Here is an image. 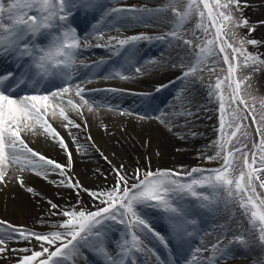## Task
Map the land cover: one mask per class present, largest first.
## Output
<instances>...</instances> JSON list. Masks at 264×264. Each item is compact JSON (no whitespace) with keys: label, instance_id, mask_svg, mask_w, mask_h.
Returning a JSON list of instances; mask_svg holds the SVG:
<instances>
[{"label":"snow or ice","instance_id":"snow-or-ice-1","mask_svg":"<svg viewBox=\"0 0 264 264\" xmlns=\"http://www.w3.org/2000/svg\"><path fill=\"white\" fill-rule=\"evenodd\" d=\"M83 2L90 6L95 3V0H83ZM180 2L181 0H169V6L176 18V29H179L188 18L195 14L200 18L196 28L207 34V26L203 23L205 12L200 10V4L203 5L204 9H207V17L216 28V39L206 40L204 47L196 46L199 50L193 51L194 63L183 73V76L194 75L199 66L205 63L207 57L210 56L223 54V63L227 65L228 77L226 79L230 81L228 88L231 89L228 96L226 97L222 90L224 82L220 79H217L214 85H208L209 96L214 97L219 102L221 133L220 139L214 142L218 150L215 156H210L208 159H223V165L215 169L193 168L187 174L190 179L180 178V173L170 170H157L156 172L149 170L141 178V172L137 169L133 174L136 183L131 185H129L125 175L120 170H116L118 182L112 189L104 192H93L84 189L94 200L103 204V207L91 212L76 211L74 208L60 210L59 214L65 217L59 225L64 229L63 232L27 233L22 228L9 226L11 233L7 237L0 235V253L6 251V247H4L6 239H15L16 236L21 239H28L29 236H33L35 239L53 246L56 242H60V246L56 247L54 251L44 247L42 251H36L31 256L23 257L19 264H33L34 260L45 256V254H47V258L40 260V264H64V259L77 254L80 251V246L88 243L90 237L101 236L98 226L103 224L104 221H116L126 225L130 230V239L123 240L117 253L119 259L110 256L102 243L96 247V251L106 258V264L107 262L125 264V258L129 254L133 251L143 250V242L140 237L136 234V231H131L133 227L140 232L151 233L166 245L164 237L155 232L141 218L137 211L138 205L155 207L166 213L171 218V227L177 233L190 237L193 235V226L196 225L197 221L181 208L180 201L190 196L205 202L203 206L206 207L213 202L211 197L219 198L221 193L224 194L226 203H236L238 205L253 229L258 226L257 239L264 246V195L257 192V186L254 183V180H259V176L255 173L264 170V115H261L260 122L256 121L254 115L252 117L253 122L258 123L256 132L260 134V138L258 143H253L251 162L248 159L249 153L242 150L247 147L246 144L233 150L227 148L231 144L232 138L241 131L242 125L236 124L231 137L225 138L224 134L226 103H237V108L233 109L230 114L233 121L247 119V116L239 110V104H244L247 108V103L240 95L241 82L234 75L237 70L235 63L237 54L244 57V66L246 67L264 64V61H260L259 57L247 53L243 48L244 41L240 42L241 47L236 48L221 38V27L216 17L233 20L230 12L228 15L224 12H217L214 16L209 0H185V9L181 11L177 7ZM75 3L76 0H0V55L7 54L20 59L26 58L29 64L30 78L33 80L59 77L64 81L62 86L49 93H33L17 97L9 94L8 87L10 86L6 84L7 81L12 79L13 74L8 73L0 76V182L4 181L7 166L10 163L21 165V170L33 164L32 159L22 157V154L30 153L32 157L39 156L38 153L27 146L21 136L22 132L27 131L35 134L36 128L39 126L44 133H50L54 137L59 135L48 124L47 116L49 114L53 117L59 115L68 120L64 108L60 106L65 102L64 94L69 93L74 88L75 95L80 97L84 105H88L89 111L92 110V105L84 98V89L78 84L73 85L70 83L73 78V69L76 67V61L82 48L75 29L66 23ZM230 3L239 6V0H227V3L224 4H221V0H214L217 8H227ZM122 11L126 10L112 9V12L115 13ZM242 24L246 25L247 21H243ZM231 35L235 36V33H231ZM41 36L46 38L47 48L36 43ZM167 37L181 39L190 49L193 47V42L185 40L177 30L166 33L165 36L157 37V39H166ZM113 39L117 41L116 45L110 44ZM140 39L151 38L143 35L124 39L110 37L109 44L114 49L113 54L119 55L120 48ZM247 43L256 44L257 42L253 40L247 41ZM217 47L218 51L216 50ZM228 49H231V52ZM81 64H83V61H81ZM223 70L221 69V71ZM210 71L214 72L215 69H210ZM137 72H139V69H137ZM116 75H120V73H116ZM23 82V79H21L16 83L19 85ZM66 103L77 111L81 107L71 99H68ZM57 109H59L58 112ZM69 123H72V121H69ZM74 126L79 127V125ZM243 135L247 137L249 134L245 131ZM236 152L242 153V166L234 162L237 159L235 157ZM257 153L260 154L259 169L254 168L257 163ZM39 159L46 161V164L53 166L54 169H61V174H63V165L47 160L43 156H39ZM237 167L240 168V171L238 175L234 176L233 172ZM69 186L80 187L78 183ZM259 187L264 189V181H260ZM198 189H208L210 195L200 192ZM29 190L31 191V189ZM52 208H58V206L53 204ZM128 217H131V219H128ZM2 223L4 222H0V224ZM234 239L241 243L245 242L241 236L234 237ZM212 248L214 251H222L219 248V243L213 245ZM21 251L28 250L21 249ZM202 251H207V249L196 248L194 250L196 253Z\"/></svg>","mask_w":264,"mask_h":264},{"label":"bare ground","instance_id":"bare-ground-1","mask_svg":"<svg viewBox=\"0 0 264 264\" xmlns=\"http://www.w3.org/2000/svg\"><path fill=\"white\" fill-rule=\"evenodd\" d=\"M103 1L95 0V3L89 6L88 4L86 5L83 0H77L68 17V21L69 19L71 20L67 22V24L69 26L79 25L77 27L79 30L78 35L94 36V40H96L97 36H95V34H97L101 28H104L105 25L112 26L118 18L121 20L128 16L135 15L130 9L120 8L125 9L126 11L119 12L118 15H114L113 18L106 20L110 15H108V13L104 14L105 11H102L105 9ZM150 1L156 3H161L163 1V3H161L162 5L157 6L156 10L147 11L148 14H155L156 11L158 13L155 16H151L147 21L145 19L143 21L144 25L150 29L154 28L158 23H163L164 28L162 29L166 30L169 27L168 30H170L176 22L175 18L171 16L172 13L170 9L171 7L169 6V0ZM239 3L241 4V6H239L240 12L243 16H246L244 19L247 23L252 24L253 27H251V29H253V33H255L252 36L251 41L254 40L257 43L251 44L250 49L253 50L257 57H259L260 61H264V0H239ZM130 4L132 6L135 3L131 1ZM182 6V9L184 10L185 3H182ZM97 12L98 16L96 17ZM141 14L144 15V11H137L138 16ZM102 16L103 18H101ZM94 18H96V20L93 22ZM183 24L190 25V31H196L193 15ZM83 31H86L85 34H83ZM190 31H188L187 34H189ZM146 36L151 39L137 40L136 47L139 49V45L145 43L144 47L140 50L141 57L150 53H155L157 56L152 60H156L157 63L160 62L159 58H165V63L163 62L160 67L154 65L152 61H150V63H147V61L141 68V75L131 73L126 76L127 78H123L122 75L113 74L114 77L116 76L118 78L115 79V81H91L88 85H78L84 90H94L95 93L103 94L102 91L108 92L111 90L116 92L114 95H111L112 98L108 99V103L96 101L93 102L95 104H105L113 106V108L116 106L117 108L119 107L128 110L143 101L141 104H144L148 111H157L158 109V119H140L125 114L123 111H116V109L108 110L96 108L94 106L95 104L92 105V110L89 111L88 105H84L80 97L75 95V89H71L69 93L64 94L65 102L60 105L64 108L68 120H65L59 115L53 117L49 114L47 116L48 124L59 133L58 136L54 137L50 133H44L39 126L36 128L35 134L25 131L21 133V136L27 146L35 153L41 154V156L45 158V154H48L54 159L46 158L47 160H52L63 165L64 168H68L73 179L70 180L61 177L62 179L54 181V175L59 171L54 169L51 165H49L47 170H42L35 164L24 167L23 170H21V165L10 163L7 166V174L4 181L0 182V221L15 228H22L26 230L27 233H30L31 230L39 231L53 228L56 223L61 222L59 211L69 209L70 205L75 202L76 197L69 192H58V194H53L52 191H48V189L51 190V186L58 188L59 191H61V189L72 187L69 185H75L77 183L79 185H88V188L91 191L93 189H98L99 186L108 187L113 181L111 171L108 170L106 165L84 162L83 159H89V151L102 152V155L107 156L110 161H116L117 159L121 160L125 163V168L130 170L132 163L124 158L123 155V158L119 156L122 154L123 146L124 149L126 148V150H129L131 153H136L137 151H142L144 153L151 152L150 157H152L154 165L158 168L161 166L189 163L194 161V159H198L201 153L209 152L210 146L208 147V145L215 132L212 123L216 119L212 107L218 100L209 96V88H205V86H208L209 84H215V82L211 83L207 76L208 69L199 72L197 71L194 75L185 77L184 80H182V78H178L176 81L171 80L176 77L175 74L173 77H170L174 73V70H181L183 68L188 69L189 66L194 63L193 53L181 40L172 37L157 39L158 35L154 36L149 33H147ZM100 62L102 61L93 62L91 65H96ZM216 63L217 59L214 55L207 57L206 65L205 63H202L199 67H211ZM116 65H112L111 68L107 69H111L114 73L115 69L112 68ZM255 66L258 70H255L256 72L254 71V80L257 84H262L264 86V64H255ZM126 68L127 67H125V69ZM120 74L122 73L120 72ZM87 78L89 79V77ZM73 85L77 84L74 83ZM126 85H129L133 89L145 91V93H148L150 90L153 91L151 94L145 95L143 100L141 98L140 100L137 99L135 102L132 96L139 98L138 95L140 94L126 91L121 94L117 93L119 92L117 88L121 90L122 86L127 88L128 86ZM195 85L196 89H193ZM160 86L161 88L159 89ZM68 99H71L77 105H81L79 111L74 110L71 105L66 103ZM99 99L102 100V96H100ZM177 106L179 108L171 110L170 113H165L169 108L171 109V107ZM160 107H164L162 109L164 111L163 113H160ZM177 110L182 111H179L180 113L177 114V112H175ZM58 111L59 109H57V112ZM119 117L131 118L136 123L146 127V129L143 128L136 132L134 130L132 131L131 128H128V131L134 134L137 137V140L130 139L128 142H125V130L121 128L124 127V125L122 123L120 124V119L122 118ZM69 121H72V123H69ZM104 122L108 124L109 129L107 132L103 129L105 126ZM115 123H117V126ZM67 124L69 125L66 126ZM74 125H79V127ZM114 139H116L120 145H116V143L112 142ZM214 152L215 151H213V153ZM28 155L31 154H22V157L27 158ZM115 168L117 170L121 169L119 167ZM29 188L43 192L45 193V196H42V199L37 198L33 202H28L26 198L23 197L24 194L22 195L20 192H30ZM199 190L200 192L210 195V192L205 189ZM84 198L88 203H91L87 196H84ZM211 198L213 202L201 209V214L208 216L207 221L209 222H212L213 219H215V216L217 219L221 220V217L225 216V204L224 202L216 203V198ZM53 204L57 205L58 208H52ZM228 204L235 205V203ZM138 209L141 212L144 211L143 208ZM228 209L230 210L229 205ZM229 210L226 209V212ZM218 223L219 220L214 224L213 228L217 227ZM248 225L249 224H247V226L242 225V229L234 232L236 235L229 236L228 240L230 244L235 242L236 245H239L233 250L234 252L221 253L215 251L218 253L219 257L222 259H229L236 255H247L250 256L253 261L259 262L257 264L264 262V248L259 247L258 243L254 246L252 244H245L244 242L242 245V243L235 241L234 239V237L239 235L243 237L248 231ZM207 226L208 225L204 222L200 224V239L203 238V231ZM237 227L240 226L235 225V228ZM222 229L230 230L231 225H224ZM197 234L198 232L195 235ZM0 235L7 237L8 232L0 230ZM210 237L211 233L209 232L207 238ZM117 238L120 240L119 236L116 234L115 239ZM224 240L226 239H221L220 246L225 243ZM180 241H185V237H178V243H180ZM148 242L150 243V241ZM13 245L11 247H14ZM117 245V243L113 245L110 244L107 248L109 255L116 249ZM5 246L10 247V244L6 243ZM175 247H180V245H174V248ZM194 247H196V245H193V248ZM80 248L90 249L92 247L86 243L81 245ZM173 250L179 251L177 248ZM142 253L146 259L149 257L151 258V255L147 253L145 249L142 250ZM74 257L75 254L70 256V260H72L70 262H73L75 259ZM180 258H182V256H180ZM66 259L67 258L64 259V262L69 263ZM93 260L96 263L101 264L98 257L94 256ZM178 262L180 264V260ZM156 263L157 262H154V264ZM173 263L176 264V261H173ZM109 264H111V262Z\"/></svg>","mask_w":264,"mask_h":264},{"label":"rangeland","instance_id":"rangeland-1","mask_svg":"<svg viewBox=\"0 0 264 264\" xmlns=\"http://www.w3.org/2000/svg\"><path fill=\"white\" fill-rule=\"evenodd\" d=\"M131 1L135 4H133L131 6ZM111 4H112V8H119V7H123L126 9H130V10H135L133 11L135 15H131L128 16L124 19L119 20V18L115 21V24H113L112 26L107 25L106 27H104L105 30H102L100 32H98L95 36H97V39L94 40V38L92 36H84L83 39L84 40V44H82V47L84 48L85 46L88 47H92L93 43H97V45H101V46H107L110 44L111 45H116L117 41L115 39L111 40L110 44H109V38L110 37H118L120 39H124L127 37H132V36H140L142 33L144 35H146L147 33L152 34L154 36L161 37V36H165L166 33H169L173 30H177L179 31L180 35L185 39V40H191L193 42V47L192 49L189 48V46L187 44H185L189 50L193 53V51H198L199 48H197L196 46L199 45L200 47H204L206 40L208 39H216L215 33H216V28L215 26L212 25L211 21L208 19L207 17V9L203 8V5L200 4V10L205 12V18L203 23L207 26V34H205L202 30L197 29L196 26V31L192 32L190 31V25L186 24V25H182L179 29H176V24L169 29V27L166 30H163L162 28H164V24L163 23H158L157 25H155L154 28H147L146 25H144L143 21L146 19V21L148 19H150L151 16H155L158 12L156 11L155 14H148L147 11L149 10H156L157 6L162 5L161 3H163V1L161 3H156L150 0H110ZM182 3H185V0H181V2L177 5V7L183 11V6ZM210 5L212 6V10H213V15L216 16L217 12H224L226 15L232 14L231 16L233 17V20H224L221 17H216L217 20L219 21L220 27H221V38L223 40H226L228 43H231L233 45V47L239 48L241 47L240 42L244 41L245 43L243 44V48L247 51V53H250L254 56H256L253 52V50L250 49V45L251 43H247V41H251L252 36L255 34L253 33V29H251L252 24L251 23H247L246 25H243L242 22L245 21V17L243 16L242 13L240 12V8L239 6H241V4L239 3V6L237 7V5L235 3H230L228 4L227 8H217L214 4V0H209ZM227 3V0H221V4ZM115 4V5H114ZM135 5V6H134ZM152 7V8H151ZM171 9V8H170ZM144 11V15H137V11ZM171 13H172V17L175 18V16L173 15L172 9H171ZM170 13V14H171ZM234 15V16H233ZM135 16V17H134ZM193 19L195 21V25L197 24L198 20L200 19L197 15L193 14ZM122 21V22H121ZM175 22H176V18H175ZM239 25V26H237ZM169 26V24H168ZM108 28V29H107ZM144 30V31H143ZM190 31L189 34H187V32ZM231 33H235V36L231 35ZM99 34V35H98ZM244 37V39H243ZM86 38H88V40H86ZM170 38V37H168ZM181 40V39H178ZM183 41V40H181ZM216 47V46H214ZM216 50L218 51V47L216 48ZM229 52H231V49H228ZM222 55H215L216 59H217V63L214 66L211 67H199V69L197 70L202 71L204 69H208L207 71V76L210 80V82H215L217 81V79H220L221 81H223L224 83L222 84V90L225 94V96H228V93L231 91L230 88H228V84H229V80L226 79V77H228V72H227V65L223 63L222 60ZM79 57L82 56V53H79L78 55ZM157 55L156 54H149L148 58H152L155 59ZM78 57V58H79ZM85 57V53L84 55L81 57V60L83 61ZM100 58V57H99ZM149 60L148 63H150V61H152V63L154 65H156L157 67H160V65H162V63L165 61L163 57L159 58L160 62L157 63L156 60ZM92 61L91 59L86 61V62H90ZM208 61V60H207ZM165 63V62H164ZM208 63V62H207ZM236 65H237V70L234 73L236 79L238 81L241 82L240 85V95L241 97L244 99V101H246L247 103V108H245L244 104H239V110L243 113V115L247 116V119H241L239 121H233L232 116L230 115L233 111V109L237 108V103H226L225 105V119H226V123H225V128H224V134H225V138L227 137H231L233 131H235V127L236 124L239 123L242 125L241 127V131L238 132L236 134L235 137L232 138V142L231 144H229L227 146L228 150H233L234 148H239L242 147V145L246 144L247 147L243 148V152H248L249 153V162H251L252 160V156H251V150L253 147V143H258L259 142V138H260V134L256 132V128L258 126V123H254L253 122V115L256 118L257 122H260V117L261 115H264V104H262V102H264V86L262 84H257V82L254 80L253 74L254 71L257 69V67L255 65H250V66H244V57L239 56L237 54V58L235 61ZM206 65V62H205ZM255 66V67H254ZM140 69V68H139ZM210 69H215V71H210ZM221 69H224L223 71H221ZM187 68H183L181 70H174V73L170 76L173 77V75L175 74V78L171 79V80H178V78H182V80H184V76L183 73L185 71H187ZM141 69L140 71L136 74L134 72V70L132 71V73L136 74V75H141ZM256 72V71H255ZM129 73V72H128ZM127 73V74H128ZM126 74V75H127ZM98 80V79H97ZM91 81H95L96 82V78L93 77L89 80H85V81H81V82H77L76 84H81V85H85V84H90ZM120 82V81H119ZM127 88L122 86L121 90L117 88V90H119V92L117 93H123L124 91L127 92H143L141 90H137V89H133L131 88L129 85ZM234 86V85H233ZM179 88V87H177ZM205 88H208V86H205ZM193 89H196V85L193 87ZM87 90V89H86ZM86 90H84V98L88 100L89 104L94 105L96 100H99L98 97H94V95L91 94V99L88 97V95L86 94ZM116 93V92H113ZM111 92L107 93V94H113ZM104 98L100 101H102V103H106L107 99L110 98H106L105 95L103 96ZM96 108H101V109H116V111H123L125 114H128L130 116L133 117H137L140 119H152V120H156L158 119L157 115H147L144 113H136L134 111V109H121V108H117L116 106H109V105H98L95 104L94 105ZM175 108H179L177 107H171V109L167 110L165 113H170L171 110H175ZM213 109V114L216 117V119L214 120V122L212 123L214 126V135L210 140V143L208 145L209 152L206 153H201L200 157L198 159H194V161L189 162V163H182V164H177V165H173V166H161V167H157L154 165L152 157H150L151 152H147L144 153L142 151H137L136 153L134 152H129V150H126V148L124 149V146L122 147V154L119 155L122 157V155L124 156V158L128 159L129 162H131V170L128 168H125V163H123L121 160H109L107 156L102 155V152H97V151H89V159H83V161L86 163H94V164H98V165H106L108 170L111 171L112 173V183L109 184V186H104V187H98V189H93L92 187V191L93 192H104V191H108L110 189H112L115 184L118 182V176L116 174V168L115 167H119L121 168L120 171L123 175H125V177L128 179V183L129 185L136 183V180L133 178V174L135 173V171L137 169L140 170L141 172V178H143V174L146 171H153L156 172L157 170H170L172 172L175 173H180L181 177L180 178H185V179H190L189 177H187V174L189 172H191V170L193 168H200V169H215V168H219L223 165V159H212L209 160L208 157L210 156H215L216 152H217V145L214 143L215 141H217L218 139H220L221 137V133H220V112H219V102L217 101L214 106L212 107ZM217 110V111H216ZM182 110H177L175 112H177V114H179ZM122 118L120 119V124L122 123L124 125V127H121L124 131V137H125V142H128V140L130 139H135L137 140V137L130 133L128 131V128H131V130L133 131H140L143 128L146 129V127L141 126L140 124L136 123L134 120H132L131 118H126V117H119ZM105 123V126L103 127L104 131H108V124ZM114 124V123H113ZM112 124V125H113ZM135 124V125H133ZM231 124V126H229ZM69 124H67L66 126H68ZM115 125L117 126V123H115ZM247 131V133L249 134L247 137H245L243 135V132ZM237 141H239V143H237ZM112 142L116 143V145H120L118 144L117 140L114 139V141L112 140ZM142 144V142H141ZM148 144V143H147ZM146 144V145H147ZM143 145V144H142ZM180 150V149H179ZM178 150V151H179ZM211 151V152H210ZM213 151H215L213 153ZM259 153H257V163L254 165V168L259 169L260 168V162H259ZM39 156H41V154H39ZM39 156L36 157H32L31 155H28L27 158H30L33 160V164H35L36 166L40 167L42 170H47L49 168V165L46 164L45 161H41L39 159ZM46 158L48 159H54L52 156H49L48 154L46 155ZM235 157L237 159L234 160V162L237 165L242 166L243 165V156L241 152H236L235 153ZM59 172L54 175L55 177L53 178L54 181L60 180L62 179L61 177L64 178H68L70 180H72V176L70 175V171L68 168H64L63 167V174H61V169H57ZM107 170V171H108ZM240 171V168L237 167L236 170L233 172V175H238ZM257 176H259V180H254V183L257 186V192L261 193V195H264V189H261L259 187V183L260 181H264V170H260L257 171L255 173ZM195 175H199V174H195ZM56 183V182H53ZM74 183V181H73ZM80 187H69L66 189H61V191L58 190V188L51 186V190L48 189V191H52L53 194L58 192H69L72 193L76 198H75V202H73L69 209H75L76 211H80V210H84L86 212H91V211H95L97 208L99 207H103V204H100L99 201L94 200L89 194L88 192L84 191V189L89 190L88 185L86 184H80ZM121 187H123V185H121ZM31 189V188H29ZM30 191V190H29ZM91 191V190H89ZM32 192V193H30ZM30 192L27 191H22L20 193H22L23 197L26 198V200L29 202H33L34 200H36L37 198L42 199V196H45V193L40 192L38 190L35 189H31ZM84 196H87L89 202L88 203L87 200H85ZM223 197V196H222ZM221 197V198H222ZM223 201H225V199H223ZM189 208L192 209L194 208V206H196V201H192L189 202ZM228 204V203H225ZM231 209V207H230ZM234 217L231 220H228L229 224L231 225V229H225V231L223 232H219V227H217L215 230H213L211 233V237L208 238L204 243L205 245L203 247L198 246V248L200 249H207V251H202L201 253H196L193 252L194 254L191 257V260L188 262H195V264H222V263H233V264H239V263H246V264H257L259 262H255L253 261L252 258H250V256L247 255H236L233 256L229 259H209L210 255H213L214 258H216L218 255L215 254V251L213 250L212 246L217 244L221 238L224 236H230L232 233L236 232L239 229H242L241 226H247L248 223V219L245 215L242 214V210L238 207V205L235 203L234 205ZM67 210V209H65ZM137 211L139 213V215L141 216V218H144V214L139 211V209L137 208ZM60 215V214H59ZM61 217V222L65 219V217H63L62 215H60ZM128 219H131V217H128ZM195 220H198L197 218ZM146 221V220H145ZM3 222V221H0ZM60 222V223H61ZM114 224L118 223L120 228L122 229V233L123 232H129L130 230L128 229V227L124 224H120L119 222L116 221H111ZM147 222V221H146ZM60 223H56L54 225L53 228H48L46 230H31L30 233H37V234H47L50 232H54V231H61L63 232L64 229L61 228L59 225ZM225 222L224 221H220V224L222 226H224ZM110 224V221H104V226L102 227L103 231H107L108 226ZM239 225L240 227L235 228V225ZM10 225L6 224V223H2L0 224V230L8 232V235L11 233V229L9 228ZM196 226V225H195ZM131 231H136L137 235H146V233L144 232H140L138 229H136L135 227H133L131 229ZM257 235H258V226L256 229H253L251 226L248 225V231L245 233V235L243 236L245 243L247 244H252V245H256L257 243L259 244V247H263L257 239ZM6 243L10 244L9 246H5L6 247V251H4L3 253H0V264H19V261L25 257V256H31L34 252L36 251H42L44 247L49 248L50 251H54L56 247L60 246V242H56L55 246L53 245H49L46 242L43 241H39L37 239H35V237L33 236H29L28 239H21L19 238V236H16L15 239H6ZM15 244V245H13ZM14 247H11V246ZM21 249H27L28 251H21ZM224 252H234L233 250H231V248L227 249H223L221 251V253ZM80 253V252H78ZM47 258V254H45V256L43 257H39L36 260L33 261V264H40V260L42 259H46ZM260 264H264V262H261Z\"/></svg>","mask_w":264,"mask_h":264}]
</instances>
